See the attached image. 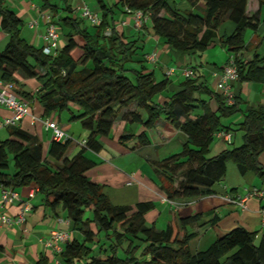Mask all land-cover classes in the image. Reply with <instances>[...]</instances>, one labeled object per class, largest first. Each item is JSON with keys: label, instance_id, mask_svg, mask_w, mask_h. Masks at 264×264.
Here are the masks:
<instances>
[{"label": "trees", "instance_id": "1", "mask_svg": "<svg viewBox=\"0 0 264 264\" xmlns=\"http://www.w3.org/2000/svg\"><path fill=\"white\" fill-rule=\"evenodd\" d=\"M42 1L44 7L59 12L58 4ZM186 1L192 7L189 10L177 8L178 0H117L115 6L147 15L155 35L181 52L205 51L219 27L231 21L234 31L222 35L219 41L235 56L238 82L264 83V57L255 54L250 61L242 57V50L248 47L247 30L257 32L261 24L264 0H258L259 8L251 14L247 12L249 0ZM96 2L101 16L100 23L93 26L94 32L83 27L77 17H62L69 29L67 41L56 55L49 56L21 36L22 19L3 7L0 0V33L10 35L0 50L1 82L18 85V76L35 78L41 84L36 98L43 116L68 110L71 120H79L88 132L85 144L68 157L72 140H52L44 155L40 145H32L29 133L12 126L10 137L0 140V188H38L44 205L56 213L63 211L71 228L82 232L81 240L71 237L63 245L56 255L58 264H264V239L257 243L256 231L237 226L206 249L192 252L189 243L196 233L188 226L197 225L201 214L158 229L146 222V214L154 208L152 201L133 207L115 205L104 186L87 176V171L97 165L95 154L103 150L101 140L110 136L118 117L143 123L148 129L165 118L186 136L180 152L155 163V170L169 183L167 187L162 185L168 198L211 194V188L224 178L228 162L234 163L241 175L251 172L264 184L260 161L264 152V107H252L244 114L240 146L209 157L215 135L223 128L221 118L237 112V98L234 105H229L206 82L191 77L182 81V88L166 102L155 101L157 94L167 90L169 79L157 81L145 60L138 62L139 67L129 64L135 61V41L116 29L112 6L106 0ZM63 10L67 12L69 7ZM108 28L110 35L105 34ZM14 92L30 106L33 95L19 88ZM211 99L216 102V110L210 107ZM132 105L137 109L125 111ZM139 109L146 112L145 121ZM131 138L123 135L119 142L124 144ZM137 139L139 146L149 144L145 132ZM36 264H50V260L45 256Z\"/></svg>", "mask_w": 264, "mask_h": 264}, {"label": "crops", "instance_id": "2", "mask_svg": "<svg viewBox=\"0 0 264 264\" xmlns=\"http://www.w3.org/2000/svg\"><path fill=\"white\" fill-rule=\"evenodd\" d=\"M95 1L51 0L52 3L58 4V13L44 7L42 0H3V7L17 13L22 19L23 25L26 24L31 31L28 38H25L21 28V36L29 44L40 49L43 47V35L47 30V23L43 18V14L50 15L59 27L60 51L67 41V33L69 31L63 25L61 18L67 15L77 17L83 27H86L90 32H94V25L82 17L80 6L85 2L101 16V11L94 5ZM106 2L114 10V25L116 29L128 40L136 43L135 61L132 66L139 67L140 64L138 62L145 60V66L149 71L154 72L157 81L164 78H168L170 81L167 90L157 94L154 98L155 101L164 103L172 93L182 88L181 83L186 79L183 70L186 67L194 70L195 75L193 77H198V81L206 82L213 91L217 92L216 86L222 67L227 63L229 57L233 55L219 41L222 35H229L234 31L235 25L231 21L227 20L219 27L215 36L211 39L210 46L205 51L198 53L181 52L171 49L164 43L163 39L155 35L150 19L139 27L136 25L132 14L127 13L124 8L122 10L116 8L115 3L117 0H111V2L106 0ZM175 6L182 10L192 8L186 0H178V4ZM65 7H69V11H64ZM258 8V0H249L248 14L255 12ZM261 9H263V6ZM33 21L37 22L35 28L30 27V23ZM108 32V35H110V28L106 29L105 34ZM255 33L257 35L258 33L259 35L264 33L262 26H259L257 32L247 30L245 34L248 47L242 50V57L247 61L252 60L255 54L260 58L264 57V39L258 48H254L255 45H252V40L256 36ZM9 37V34L0 33V50L5 48ZM217 46H220L222 51H224V57L219 62L217 61L219 58L217 54L211 53L215 49L214 47ZM152 54H155L154 61L148 58ZM17 81V88L33 95L30 107L37 120L32 125L30 117L27 116L15 127L29 133L32 137V145H40L45 155L53 138L51 130L43 123V119L46 117L43 116L42 106L36 98L41 84L35 78L29 79L20 76L17 77ZM211 81L213 85H211ZM1 83L0 80V88L2 86ZM232 88L238 100V104H236L237 112L229 117L221 118L223 126L221 131L230 132L232 141H226L217 133L210 146L209 157L216 156L228 148L240 146L243 142L244 131L241 129V122L244 114L252 107H264V83L239 81ZM209 104L211 109L216 110L217 105L214 100H209ZM73 108L77 109L75 106ZM136 109V105H132L125 111ZM139 110L142 120L145 121L147 119L146 112L142 109ZM12 115L11 109L0 104V128L9 130V136L6 139L10 137L11 126H3L2 122ZM49 117L55 119L65 132L70 133L68 130L70 123L73 122L71 116L65 122H62V112L54 113L53 116ZM143 132L147 135L149 144L139 146L137 138ZM83 133L88 132L83 128ZM70 135L73 137V134L70 133ZM123 135H131L133 138L124 141L123 144L119 142V138ZM86 139L87 137L81 138L80 141L72 139L70 145L75 142L76 145L82 147V142ZM104 140H107L117 149H110L106 143H103ZM101 141L103 150L99 154H95L97 165L87 171V176L92 181L104 186V192L108 194L115 205L133 207L141 202L152 201L154 208L145 216L147 225L150 224L149 226L154 225L158 229H163L169 223H179L180 218L201 214V220L197 225L188 226L189 231L196 233L189 246L195 239L199 238L197 241L198 251L206 249L218 237L237 226L256 231L257 243L264 239V196L259 197L255 194V191H264V184L258 176L251 172L241 175L237 166L232 162L227 163L224 178L211 188V194L198 198H168L167 191L162 185L167 187L169 183L155 170V163L180 152L186 141V136L165 118H161L153 128L148 129L143 123H131L119 117L114 122L110 136L103 138ZM104 150L106 152L110 151L111 155L109 157L106 156V153H103ZM72 153L70 156L74 155ZM66 156H68V151ZM111 161L117 163L119 167ZM260 161L264 165V152L260 155ZM130 164H134V167H129ZM31 189V187L24 186L16 188L15 191L22 199L26 200ZM245 197L247 198V207L242 208L236 201ZM31 204L32 208L26 214L24 227H20L15 222L22 203L17 199H13L7 207L6 211L13 218V222L11 225L0 222V264H36L40 258L45 256L49 258L50 264H54L58 256L48 246L49 235L54 230H69L71 233L73 231L72 237L80 240L83 238L82 235L77 234V231L71 228L68 220H64L65 213L63 211L56 213L44 205L42 196L38 192L31 200ZM212 221L213 223H211Z\"/></svg>", "mask_w": 264, "mask_h": 264}, {"label": "built area", "instance_id": "3", "mask_svg": "<svg viewBox=\"0 0 264 264\" xmlns=\"http://www.w3.org/2000/svg\"><path fill=\"white\" fill-rule=\"evenodd\" d=\"M82 10V17L87 19L92 25H98L100 23L99 13L93 11L87 3L83 2L80 6ZM126 12L132 14L134 16L136 25L141 27L149 17L144 15L141 11H132L129 8H125ZM43 18L47 23L46 33L43 35V53L49 56L56 55L59 52V27L53 21L50 15L44 13ZM37 26V22L33 21L30 23L31 28H35ZM107 35L109 34L106 33ZM148 58L150 60H155V54L149 55ZM186 78H191L195 75V72L192 68L186 67L183 70ZM239 80V72L235 62V56L231 55L223 65L222 70L219 74V80L216 86L217 92L222 94L225 101L229 105L235 104V94L233 92V86L238 83ZM0 88V104L12 110L13 115L9 118L4 119L2 122L3 126H16L22 119L29 116L30 123L33 125L37 118L33 115L29 103L21 98L14 92L16 90V84L13 82L1 83ZM44 125L51 130L53 140L66 142L68 140H72V137L68 135L60 126L59 123L51 118L46 117L43 119ZM219 136H222L226 141H232V134L228 131H220L218 132ZM85 144V141L82 142ZM38 188H32L28 193V199H22L18 193L12 187L1 186L0 188V222L11 225L13 222V218L6 211L7 207L11 203L13 199H17L22 203L21 210L15 218V222L20 226L24 227L26 221V214L31 210L32 204L31 200L35 197ZM255 194L259 197L264 196V191H255ZM246 200L247 198H241L236 203L242 207L246 208ZM167 201H169L167 199ZM69 222V221H68ZM50 238L48 240V246L54 251L55 255L59 254L63 245L68 242L72 235L69 230H54L50 233ZM58 259L55 260L54 264H58Z\"/></svg>", "mask_w": 264, "mask_h": 264}, {"label": "rangeland", "instance_id": "4", "mask_svg": "<svg viewBox=\"0 0 264 264\" xmlns=\"http://www.w3.org/2000/svg\"><path fill=\"white\" fill-rule=\"evenodd\" d=\"M109 2H111V0H109ZM94 5L99 9V7H98V5H97V2L95 1L94 2ZM90 6H91V4H90ZM263 6V9H261V11H260V18H261V25L260 26H262V29H264V4L262 5ZM100 10V9H99ZM22 34H23V36L25 37V38H28V35L29 34H31V31L27 28V26H26V24H24L23 25V27H22ZM256 34V33H255ZM254 35V34H253ZM251 36H252V32H251ZM263 39H264V33H262V34H260L259 35V33H258V35L256 34V36L254 37V39L252 40V45H255L256 46V44L259 46V45H261L262 44V42H263ZM256 42H258V43H256ZM260 43V44H259ZM0 48H1V46H0ZM215 49L214 50H212L211 51V53H216L217 54V56L219 57L218 59H217V61L219 62V61H222V59H223V57H224V51H222V49H221V47L220 46H217V47H214ZM255 48V47H254ZM129 64H133V63H129ZM213 81V80H212ZM211 81V85H213V82ZM121 115V112H120V114H119V116ZM71 116V113L68 111V110H65V111H63L62 112V122H65V120L68 118V117H70ZM119 118V117H118ZM117 118V119H118ZM116 119V120H117ZM71 125H70V128H69V130H68V132H70L71 134H73V137H72V135H70V133H68V135H70L71 137H72V139L73 140H79L80 141V139L81 138H83V137H87L88 136V133H83L82 134V129H83V126H82V124H81V122L79 121V120H74L73 122H71L70 123ZM9 136V130H7L6 128H0V139H2V140H4V139H6V137H8ZM103 143H106L107 145H108V147L110 148V149H117V148H114L107 140H104L103 141ZM80 145H76L75 144V142L72 144V145H70V147H69V149H68V157H70V155H71V153L72 152H74V153H72V154H75V153H77L78 152V150H80ZM110 152V151H109ZM109 152H106L105 150H104V152L103 153H106L105 155L106 156H108L109 157V155H111ZM107 160H110V159H107ZM114 165H116V166H118V164L117 163H115V162H113V161H111ZM11 164H12V162H11ZM120 164V163H119ZM134 167V164H130L129 165V167ZM119 167V166H118ZM146 168H147V166H146ZM179 180V177H177V181ZM88 214V213H87ZM86 214V215H87ZM150 225V224H149ZM71 234H73V231H72V233ZM77 234H80V235H82V232L81 231H77ZM76 235V234H75ZM199 239V238H198ZM198 239H195L193 242H192V244L190 245L191 247V250H192V252H197L198 251V247H197V241H198ZM98 247V244H96V248ZM197 250V251H196ZM200 250V249H199Z\"/></svg>", "mask_w": 264, "mask_h": 264}]
</instances>
